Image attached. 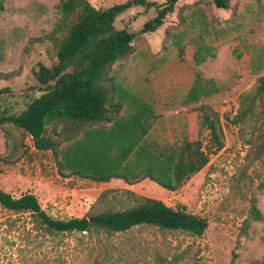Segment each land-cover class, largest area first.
<instances>
[{
    "label": "rangeland",
    "instance_id": "obj_1",
    "mask_svg": "<svg viewBox=\"0 0 264 264\" xmlns=\"http://www.w3.org/2000/svg\"><path fill=\"white\" fill-rule=\"evenodd\" d=\"M97 9H107L128 0H88ZM163 3L164 0H158ZM60 0H5L0 11V89L21 93L35 83L32 69L42 62H58L57 47L50 40L61 14ZM202 10L222 25H209L206 44L215 57L196 65V46L190 41L198 30L188 28L190 18ZM154 9L133 8L119 16L116 28L137 34L134 52L116 63L120 82L133 95L153 103L159 116L151 137L161 142L184 138L208 139L200 127L195 106H184L196 73L213 79L222 91L206 102L219 113L225 132L224 148L210 155L209 165L180 190L167 191L150 180L133 186L113 181L96 184L59 176L50 153L34 148L25 136L29 155L18 162L3 160L8 154L0 130V187L14 197L33 194L42 208L59 220L81 218L91 210L130 203L128 196L105 191L130 190L137 196L164 201L209 221L201 237L181 231L136 227L126 233L91 235H48L38 231L34 218L0 207V264H264V159L253 161L244 133L231 120L240 107L239 97L258 83L252 61L264 57V0H232L229 10L211 8L208 0H179L174 14L153 33H142ZM232 18V22L226 21ZM187 28L184 55L172 44V37ZM199 28V26L197 27ZM34 94H18L0 100L1 109L20 112ZM246 139V140H245ZM253 206L261 221L251 216ZM179 258L178 261L175 259Z\"/></svg>",
    "mask_w": 264,
    "mask_h": 264
},
{
    "label": "trees",
    "instance_id": "obj_2",
    "mask_svg": "<svg viewBox=\"0 0 264 264\" xmlns=\"http://www.w3.org/2000/svg\"><path fill=\"white\" fill-rule=\"evenodd\" d=\"M4 1L0 0V11ZM178 2L128 0L97 9L88 0H60L61 19L50 34V40L57 47L58 62L52 66L38 62L32 69L35 83L21 93L10 87L0 89V100L18 94L30 98L34 94L20 112H12L9 107L0 110V130L8 150L3 160L18 162L28 156L24 139L28 135L37 151L51 154L62 178L96 184L118 180L129 186L150 180L175 192L203 171L209 165L210 155L222 150L225 144L222 119L206 102L222 91L219 84L198 72L182 102L184 106H195L200 127L208 132V139L161 142L151 137L159 118L154 104L125 89L117 71L113 70L116 63L133 54L137 37L126 29H117V18L136 7L146 11L154 9L155 17L142 30L144 34L153 33L174 14ZM231 2L208 0L211 8L219 10H229ZM200 12V18L193 14L188 25L191 30H198L197 37L190 39L196 46V65L215 57L214 48L206 44V36L210 34L208 26L223 24ZM231 22L232 18L226 21ZM187 31L186 28L172 37L180 56L184 55ZM252 72L256 75L264 72V57L252 61ZM257 81L255 87L240 95L237 114L232 119L227 117L243 133L249 130V139H245L250 147L248 157L252 156L255 162L264 159V75ZM114 192L128 196L130 203L121 201L119 206H107L99 212L91 210L81 218L68 220L50 216L33 194L14 197L1 187L0 207L30 214L35 228L52 236L112 235L148 226L201 237L209 228L206 218L190 212L184 205L171 207L162 200L137 196L130 190L105 191L100 200ZM251 216L255 221L262 220L255 206Z\"/></svg>",
    "mask_w": 264,
    "mask_h": 264
},
{
    "label": "crops",
    "instance_id": "obj_3",
    "mask_svg": "<svg viewBox=\"0 0 264 264\" xmlns=\"http://www.w3.org/2000/svg\"><path fill=\"white\" fill-rule=\"evenodd\" d=\"M115 181H118V180H115ZM113 182V181H112ZM120 182V181H119Z\"/></svg>",
    "mask_w": 264,
    "mask_h": 264
}]
</instances>
